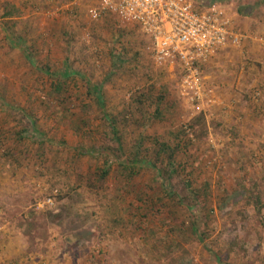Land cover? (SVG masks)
<instances>
[{"label": "rangeland", "instance_id": "rangeland-1", "mask_svg": "<svg viewBox=\"0 0 264 264\" xmlns=\"http://www.w3.org/2000/svg\"><path fill=\"white\" fill-rule=\"evenodd\" d=\"M201 1L223 12L238 41L188 71L177 59L155 60L148 35L122 24L107 0H0V264H264V0ZM63 64L79 72L64 106L83 111L93 140L107 144L110 133L95 107H82L92 103L87 82L101 85L126 142L186 130L193 144L184 159L198 184H208L214 211L202 226L206 239L175 245L159 220L151 233L143 220L135 234H112L106 211L116 185L78 186L77 176L103 161L73 152L88 138L61 118L62 104L47 97L49 79L37 69ZM22 112L35 115L37 128L17 142ZM8 145L18 163L5 156ZM152 180L145 172L137 183L156 195L160 182ZM252 197L261 199L260 214Z\"/></svg>", "mask_w": 264, "mask_h": 264}, {"label": "trees", "instance_id": "trees-1", "mask_svg": "<svg viewBox=\"0 0 264 264\" xmlns=\"http://www.w3.org/2000/svg\"><path fill=\"white\" fill-rule=\"evenodd\" d=\"M199 1L201 0H198L197 3H201ZM203 3L204 1L201 4ZM22 54L27 58L26 51L22 50ZM61 68L62 70L47 71L49 70L48 66L46 68L37 67L38 72H44L49 79L46 87L47 97L62 104L63 114L66 115L61 118L70 119L68 126H71L76 132H81L82 137L88 138L87 147L73 149V152L77 157H94L103 161L96 170H90L86 174L77 176L78 186L94 188L95 182L101 183L107 180L113 181L116 185V193L114 197L108 199L109 209L106 211L109 217L108 228L112 234L121 238L128 234H135L134 231L143 228V220L146 228L150 229L148 233H151L153 222L159 220L160 230L166 227L168 232L166 236H174L175 245H182L189 240L203 241L206 239L207 235L202 230V226H207V219L214 211L211 208L212 201L209 202V196L205 192L208 184H198L192 166L184 159L188 156L193 144L186 134V130L181 128L175 133H170V139L138 133L131 143L126 142L121 135L123 128L121 119L106 109L101 85L93 86L87 82L84 94L92 103L82 105V107H95L102 114L105 122L103 127L107 128L110 133L107 144L97 137L93 140L91 124L86 117H83V111L80 114L68 113V108L64 106V104H69L70 83L78 79L79 72L68 71L65 64ZM140 97L142 98L144 95H140ZM145 102V98H139L137 101V110L143 117L146 114ZM74 107H78V104ZM158 114L159 111L155 108L153 115ZM22 118L26 120V127L14 132L17 142L28 138L25 135L27 131L32 132L37 128V119L34 114L30 112L26 115L24 113ZM193 126L190 124L187 125V128L191 130ZM40 140L52 147L61 144L65 146L64 141L56 143L47 138ZM7 149L9 150L5 151V156L14 157L10 145L7 146ZM39 150L43 151L44 148L41 147ZM74 153L73 156H76ZM18 159L14 157L15 163H18ZM145 172L153 174L152 183L160 182V191L156 195L142 190L141 185L137 183V180ZM176 182L182 183L187 192L179 193L180 190L176 186ZM78 186L76 185L74 188ZM152 188L154 187L148 189ZM131 196L132 201L128 202ZM250 201L258 207L257 214H260L261 199L252 197Z\"/></svg>", "mask_w": 264, "mask_h": 264}, {"label": "built area", "instance_id": "built-area-1", "mask_svg": "<svg viewBox=\"0 0 264 264\" xmlns=\"http://www.w3.org/2000/svg\"><path fill=\"white\" fill-rule=\"evenodd\" d=\"M122 24L138 25L151 40L157 61L179 60L188 71L238 37L216 5L195 0H107ZM196 3V4H195Z\"/></svg>", "mask_w": 264, "mask_h": 264}]
</instances>
